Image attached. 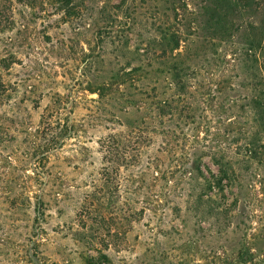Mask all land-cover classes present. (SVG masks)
<instances>
[{
    "label": "rangeland",
    "instance_id": "1",
    "mask_svg": "<svg viewBox=\"0 0 264 264\" xmlns=\"http://www.w3.org/2000/svg\"><path fill=\"white\" fill-rule=\"evenodd\" d=\"M0 264H264V0H0Z\"/></svg>",
    "mask_w": 264,
    "mask_h": 264
}]
</instances>
